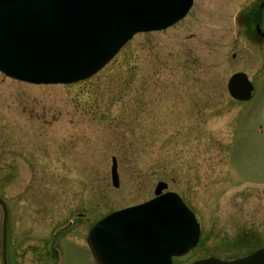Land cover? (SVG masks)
I'll return each instance as SVG.
<instances>
[{
	"label": "rangeland",
	"instance_id": "rangeland-1",
	"mask_svg": "<svg viewBox=\"0 0 264 264\" xmlns=\"http://www.w3.org/2000/svg\"><path fill=\"white\" fill-rule=\"evenodd\" d=\"M257 0H194L177 24L139 33L91 78L32 84L0 72V195L11 264H94L89 226L155 196L196 212L202 241L173 264L264 246V41L242 12ZM248 73V102L227 80ZM120 186L111 182L112 157ZM3 212L0 207V264ZM73 221V225L67 224Z\"/></svg>",
	"mask_w": 264,
	"mask_h": 264
},
{
	"label": "water",
	"instance_id": "water-1",
	"mask_svg": "<svg viewBox=\"0 0 264 264\" xmlns=\"http://www.w3.org/2000/svg\"><path fill=\"white\" fill-rule=\"evenodd\" d=\"M192 0H0V70L30 82H73L98 71L141 30L165 27L186 14ZM257 31L264 37L259 24ZM231 95L248 100L253 84L244 72L228 82ZM112 178L119 186L117 161ZM112 213L92 227L88 243L99 264H172L200 234L194 213L175 192ZM3 208L2 258L7 259L8 208ZM194 264H264V248L233 261Z\"/></svg>",
	"mask_w": 264,
	"mask_h": 264
},
{
	"label": "flooded vegetation",
	"instance_id": "flooded-vegetation-1",
	"mask_svg": "<svg viewBox=\"0 0 264 264\" xmlns=\"http://www.w3.org/2000/svg\"><path fill=\"white\" fill-rule=\"evenodd\" d=\"M259 5H255V3H252V5L245 7L244 12L246 14V17L249 19L248 21L252 22H260V25L262 27V30L264 29V0L259 1ZM61 246L55 247L54 249H50L49 247V252H50V258H54L56 256V253L61 250Z\"/></svg>",
	"mask_w": 264,
	"mask_h": 264
},
{
	"label": "bare ground",
	"instance_id": "bare-ground-1",
	"mask_svg": "<svg viewBox=\"0 0 264 264\" xmlns=\"http://www.w3.org/2000/svg\"><path fill=\"white\" fill-rule=\"evenodd\" d=\"M181 21H182V20H181ZM179 22H180V21H179ZM176 24H177V23H176ZM176 24H175V25H176ZM229 78H230V77H229ZM229 78H228V80H229ZM228 80H227V82H228Z\"/></svg>",
	"mask_w": 264,
	"mask_h": 264
}]
</instances>
